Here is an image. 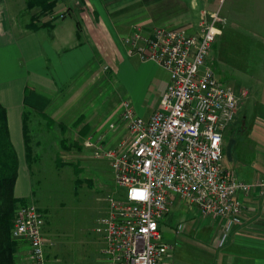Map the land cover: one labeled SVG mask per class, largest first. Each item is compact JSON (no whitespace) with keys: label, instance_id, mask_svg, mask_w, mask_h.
<instances>
[{"label":"crops","instance_id":"obj_1","mask_svg":"<svg viewBox=\"0 0 264 264\" xmlns=\"http://www.w3.org/2000/svg\"><path fill=\"white\" fill-rule=\"evenodd\" d=\"M29 1L0 0V103L7 112L10 141L18 155L15 196L20 201H27L34 195L31 186L20 192L19 182L23 169L28 180L31 179L32 164L28 162L39 159L37 152L42 145L40 140L34 141L31 133L33 126L41 127L42 119L56 123L57 128L51 132L56 137L52 143L58 147L65 134L72 143L85 131L86 134L93 131L95 139L104 138L105 144L113 146L117 143L110 139V135L115 136L118 132L112 130L115 124H110L107 129L106 121L103 122L115 117L114 109L109 117L99 110L88 115L86 109L78 110V102L80 94L93 87L100 72V80L105 84V70L113 71L112 66H123L129 59L139 61L122 45V40L133 32L134 27H142L147 32L166 27L197 34L202 18L219 12L227 19L219 36H225L224 29L236 34L246 31L249 39L254 40L251 47L260 51L254 55L264 56V0H250V8H255V26L251 30H242L229 15H222L225 0H51L56 3L52 16L45 17L41 24L36 23V26L41 25L40 28H32V16L24 20L19 16ZM194 9L198 10L196 28L190 26ZM76 13L78 16L72 17ZM239 39L243 38L240 36ZM9 54L23 59L18 65H12L18 77L11 79L7 78ZM207 62L211 67L210 58ZM142 64L157 66L151 62ZM169 84L170 78L164 92L151 104L150 113L143 118L148 119L158 109ZM235 93L239 100L240 95H247L246 92ZM118 116L120 118L121 113ZM81 121L82 124L74 129L75 123ZM239 121L237 115L231 130ZM64 125L67 128L62 130ZM28 134L31 136L26 138ZM35 137H38V131ZM260 149L264 154V147ZM261 161L264 164V158ZM253 166L255 169L244 168L242 177L235 172L242 182L256 187L248 196L239 195L244 207L243 222L234 227L224 244H221L225 233L224 219L204 218L197 208L188 207V204L183 208L176 199L174 206L178 207L172 206L161 223V230L167 225L174 234L166 242L172 246L167 256L170 264H264V165L258 167L254 163ZM188 229L195 234V244L183 242L182 236ZM23 245L19 242V264H25Z\"/></svg>","mask_w":264,"mask_h":264},{"label":"built area","instance_id":"obj_2","mask_svg":"<svg viewBox=\"0 0 264 264\" xmlns=\"http://www.w3.org/2000/svg\"><path fill=\"white\" fill-rule=\"evenodd\" d=\"M226 24L215 12L202 18L197 34L136 26L123 39L131 57L164 68L170 84L148 119L123 103L120 117L128 138L119 146L107 150L103 138L85 140L96 157L109 161L116 185L125 189L120 201L109 202L96 229L107 264H170L172 246L161 223L177 198L204 218L226 221L221 244L243 222L239 195L248 196L256 185L242 182L223 164L225 134L238 115L239 98L207 62L221 35L219 25ZM42 227L35 204L18 208L12 234L29 243L32 264H48Z\"/></svg>","mask_w":264,"mask_h":264},{"label":"rangeland","instance_id":"obj_3","mask_svg":"<svg viewBox=\"0 0 264 264\" xmlns=\"http://www.w3.org/2000/svg\"><path fill=\"white\" fill-rule=\"evenodd\" d=\"M225 1L222 15H229L242 30H251V27L255 26L253 24L255 8H250V0ZM25 8L26 5L19 16L23 20L32 16V22L35 24H41L45 17L52 16L42 12L40 8L33 10ZM77 16V13L72 15V17ZM197 17L198 10L194 9L193 21L190 25L193 28L197 27ZM222 26L219 25V28L222 29ZM222 32L225 36H217L209 53L211 67L220 82L229 85L237 93H247L245 96L240 95L239 123L233 125L232 130L229 128L226 131L223 164L229 171H234L242 177L244 168L255 169L254 163L258 167L264 165L261 164L264 154L260 149L264 147V56L254 55L260 51L251 47L254 40L249 39V34L244 33L246 31L236 34L224 29ZM240 36L243 39H239ZM122 45L125 49L123 40ZM22 60L18 55H8L10 71L7 72V78L18 77L12 65L14 63L18 65ZM22 67L24 68V64ZM111 68L113 71H104L107 77L106 83L100 80V72L95 78L93 87L81 93L79 96L81 100L78 102V110L86 109L88 115L99 110L103 116L109 117L112 109L116 112L111 121L103 120L106 121L104 126L108 125L107 129L111 127L110 124H115L112 130L118 131L115 136L110 135V139L113 138L112 143H117L113 146L106 143L107 150L119 146L128 138L125 125L118 116L123 109V103L130 102L139 116H147L151 104L164 92L170 78L165 69L153 64L143 65L133 59H129L123 66L118 64L117 67ZM40 122L41 127L37 129V125L36 128L33 126L31 133L34 141L40 140L42 145L37 152L39 159L28 162L32 164L31 179L28 180L23 169L19 182L20 192L23 188L31 186L34 195L19 208L35 204L41 212L48 264H107L102 253L104 242L96 229L99 219L110 209L109 202L112 199L120 201V195L125 193V189L116 185L109 161L96 157L94 151L85 147L86 139L95 138L93 131H89L90 134H86L85 131L79 140L72 143L66 139L65 134L62 145L58 147L55 142L52 143L56 137L51 132L57 128L56 123L48 118ZM81 124L82 121L75 123L74 129ZM65 125L61 127L62 130L67 128ZM27 128L30 130L29 123ZM36 131H38L37 138ZM31 135L28 134L27 137ZM229 143H233L230 157L227 155ZM28 153L33 156L32 151ZM178 202L183 208L187 205L179 198H177ZM176 207L178 206L173 205V208ZM162 232L165 242L173 238L171 235L174 234L170 233L171 230L167 225L163 226ZM182 237L183 242L195 244V234L190 232V229ZM17 241L21 246L26 242L23 245L25 264H32L30 256L28 257L29 243L26 240L17 239Z\"/></svg>","mask_w":264,"mask_h":264},{"label":"trees","instance_id":"obj_4","mask_svg":"<svg viewBox=\"0 0 264 264\" xmlns=\"http://www.w3.org/2000/svg\"><path fill=\"white\" fill-rule=\"evenodd\" d=\"M55 6L56 3L50 0L28 2L30 10L40 8L46 14H53ZM40 26L33 22L31 27ZM18 170V155L10 141L7 112L0 103V264H19V241L13 237L12 231L16 212L19 206L26 204V201H20L15 196Z\"/></svg>","mask_w":264,"mask_h":264},{"label":"water","instance_id":"obj_5","mask_svg":"<svg viewBox=\"0 0 264 264\" xmlns=\"http://www.w3.org/2000/svg\"><path fill=\"white\" fill-rule=\"evenodd\" d=\"M232 144L233 143H229L228 147H227V155L230 157L231 153H232Z\"/></svg>","mask_w":264,"mask_h":264},{"label":"clouds","instance_id":"obj_6","mask_svg":"<svg viewBox=\"0 0 264 264\" xmlns=\"http://www.w3.org/2000/svg\"><path fill=\"white\" fill-rule=\"evenodd\" d=\"M212 31H216V29H212Z\"/></svg>","mask_w":264,"mask_h":264}]
</instances>
